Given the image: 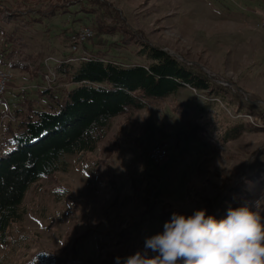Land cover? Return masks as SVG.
<instances>
[{
  "label": "rangeland",
  "instance_id": "rangeland-1",
  "mask_svg": "<svg viewBox=\"0 0 264 264\" xmlns=\"http://www.w3.org/2000/svg\"><path fill=\"white\" fill-rule=\"evenodd\" d=\"M109 1L123 10L130 25L151 44L181 55L184 60L179 61L191 67H204L209 77L225 87L210 93L185 85L162 104H151L132 117H114L93 152L69 157L67 171L42 178L39 187L28 192V213L9 228L7 242L0 244V264H43L37 255L58 252L73 225L90 229L73 263L81 264V259L97 255L96 238L100 231L115 228V213H137L139 224L129 228L134 230L133 247L109 240L126 257L143 249L146 236L163 231L166 208L172 206L187 215L202 208L210 214L208 199L224 194L264 163V129L254 128L243 117L250 111L262 113L264 104L250 103L236 90L243 89L264 102V26L260 22L264 0ZM0 2L22 10L47 3ZM37 17L25 14L0 22V67L15 75L5 99L0 100V137L8 124L3 117L7 110L19 118L30 107H49L40 89L43 60L49 55L59 59L56 69L71 58L69 63L78 65L81 53L72 51L70 37L82 28L93 31L82 51L121 65L149 64L138 54V45H114L122 36L119 31L98 34L95 14L80 5L51 18L36 21ZM68 81L60 75L57 96L76 85L68 86ZM180 103L190 109L191 119L176 113L174 108ZM192 124L203 130L193 134ZM234 127L238 134L223 142L222 136ZM153 145H167L164 162L150 160ZM134 178L143 185L149 204L146 210L134 197ZM247 185L250 195L232 202L231 207L247 204L264 217V170L260 180Z\"/></svg>",
  "mask_w": 264,
  "mask_h": 264
},
{
  "label": "trees",
  "instance_id": "trees-1",
  "mask_svg": "<svg viewBox=\"0 0 264 264\" xmlns=\"http://www.w3.org/2000/svg\"><path fill=\"white\" fill-rule=\"evenodd\" d=\"M47 1L39 9L28 7L8 8L0 2V22L17 19L22 15L37 14L36 21L51 18L60 12H68L73 5H80L82 10L95 14L98 34L120 32L117 47L138 45V54L149 64L121 65L113 61H103L98 56L91 60H82L78 65L62 62L57 68L60 75L69 81L64 95L57 96L53 90H44L43 74L40 89L50 105L43 110H30L17 118L12 111V118L7 121L0 137V244L8 239L9 228L24 220L28 213L25 198L32 188H38L42 178L67 171L69 157L93 152L110 130L111 121L116 116L132 117L138 111L151 104H162L175 96L181 87L189 85L195 89L215 93L225 87L219 79L210 75L201 67H191L179 61L169 51L151 44L142 31L135 30L128 22L123 10L109 0H35ZM220 86V87H219ZM7 94V93H6ZM0 98V100H4ZM174 110L183 119H191L192 112L181 103ZM193 134L203 130L199 125H190ZM236 127L227 130L222 141L227 142L236 136ZM264 163L251 176L228 188L224 194L208 199L210 215L223 218L231 203L241 197L249 196L248 182L258 181L262 177ZM228 181H226L227 183ZM134 197L144 205L146 201L142 183L132 180ZM177 209L170 206L162 211L165 220H169ZM144 214V211L143 213ZM115 230L104 229L96 238L97 255L80 260L81 264H115L117 253L111 242L133 247L134 230L129 228L139 224L137 213L128 215L115 213ZM90 229L79 230L73 225L64 236L58 252L43 251L37 260L43 264H73L78 259L79 248L89 234Z\"/></svg>",
  "mask_w": 264,
  "mask_h": 264
},
{
  "label": "clouds",
  "instance_id": "clouds-1",
  "mask_svg": "<svg viewBox=\"0 0 264 264\" xmlns=\"http://www.w3.org/2000/svg\"><path fill=\"white\" fill-rule=\"evenodd\" d=\"M115 264H264V217L247 204L228 207L220 219L202 208L173 212L142 250Z\"/></svg>",
  "mask_w": 264,
  "mask_h": 264
},
{
  "label": "built area",
  "instance_id": "built-area-1",
  "mask_svg": "<svg viewBox=\"0 0 264 264\" xmlns=\"http://www.w3.org/2000/svg\"><path fill=\"white\" fill-rule=\"evenodd\" d=\"M260 22L261 25L264 26V12L260 14ZM93 36V31L90 27L82 28L76 33L71 35V47L73 52L81 53L77 59L81 60H91L92 56L86 51L81 50L82 44ZM73 59H68L65 62L72 61ZM105 61V60H103ZM60 60L56 57L49 55L43 60V85L42 88L44 90H53L58 86L59 74L55 65L59 63ZM64 62V61H63ZM208 72V71H207ZM14 73L11 69L7 67H0V98H3L6 93L10 90V85L14 79ZM233 86V83H229ZM239 94H241L244 99H246L250 103H263L258 99L252 98L250 93H247L243 89H236ZM240 95V96H241ZM255 111H250L248 113L243 114L247 120H249L250 124L257 129H264V111L262 113H254ZM4 117L12 118L15 120L12 115L8 112L4 115ZM169 154V149L167 145H153L149 149V158L156 164L162 163L166 160Z\"/></svg>",
  "mask_w": 264,
  "mask_h": 264
},
{
  "label": "water",
  "instance_id": "water-1",
  "mask_svg": "<svg viewBox=\"0 0 264 264\" xmlns=\"http://www.w3.org/2000/svg\"><path fill=\"white\" fill-rule=\"evenodd\" d=\"M170 53H171L172 55H175V56L177 57L178 60H184L183 57H182L181 55L176 54V53H174V52H170ZM202 68H204V67H202Z\"/></svg>",
  "mask_w": 264,
  "mask_h": 264
}]
</instances>
